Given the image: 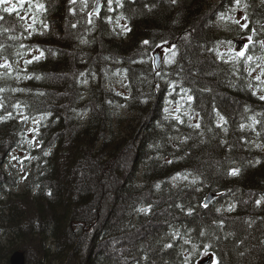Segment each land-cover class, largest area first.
<instances>
[{"label": "trees", "instance_id": "trees-1", "mask_svg": "<svg viewBox=\"0 0 264 264\" xmlns=\"http://www.w3.org/2000/svg\"><path fill=\"white\" fill-rule=\"evenodd\" d=\"M36 2L0 4V264H264V0Z\"/></svg>", "mask_w": 264, "mask_h": 264}, {"label": "rangeland", "instance_id": "rangeland-1", "mask_svg": "<svg viewBox=\"0 0 264 264\" xmlns=\"http://www.w3.org/2000/svg\"><path fill=\"white\" fill-rule=\"evenodd\" d=\"M220 0H217V3L219 2ZM224 19H226V18H224ZM233 21H237V20H240V17H236V16H234L233 18ZM227 25V23L226 22H224V21H222L220 24H218V25H215L216 27H213V29L214 30H216V28H220V27H223V26H226ZM248 35H246V34H244V37H239V38H243V39H245L246 37H247ZM248 38V37H247ZM223 50L224 51H226L227 52V54H226V58L227 59H231V58H234V57H236V53L237 52H240V51H242V50H238L237 49V45L231 40L230 42H228L227 44H226V46L223 48ZM161 53H162V61H161V64H160V67L161 66H163V63L165 62V54H166V52H165V50H161ZM152 61H154V57H152ZM29 130H30V133H32V129L33 128H31V126L28 128ZM16 156H17V154L15 155V154H13V155H11L10 156V165L11 164H13V165H15V161L17 160L16 159ZM15 158V159H14ZM3 161H4V158L2 159V160H0V167H2V164H3ZM6 167H8V166H6ZM16 168L18 169V172L19 173H23V170L21 169V168H19V166H16ZM89 174H91V172H89ZM107 194V196L105 197V199H104V205L103 206H105V207H108V202H107V199H110V198H112L111 196V194L110 193H106ZM115 207H118L117 205H115ZM15 245L13 244L12 245V247H14ZM17 250H20V249H16V251ZM38 250H40L41 251V253L43 252V248H41L39 245L38 246H35V253L36 252H38ZM22 251V250H21ZM14 252V251H13ZM12 252V253H13ZM87 252H89V248L88 249H86V250H84V255H85V253H87ZM12 253H11V255H12ZM47 253H49V252H47ZM40 254V253H39ZM10 255V256H11ZM35 256H36V254H34ZM206 259V258H205ZM9 260H10V257H9ZM213 263H214V261H213ZM212 263V264H213ZM9 264H10V261H9Z\"/></svg>", "mask_w": 264, "mask_h": 264}, {"label": "snow or ice", "instance_id": "snow-or-ice-1", "mask_svg": "<svg viewBox=\"0 0 264 264\" xmlns=\"http://www.w3.org/2000/svg\"><path fill=\"white\" fill-rule=\"evenodd\" d=\"M10 2V0H0V4H8ZM237 3H239V0H237ZM29 4L30 6L34 7L37 11H41L44 9V5L37 3L36 0H29ZM21 6V5H17L15 3H13L11 5V7H4L3 11L5 13H13L14 11L17 10V8ZM0 19H2V17H0ZM21 19H24L23 17H21ZM35 23V16H33V24ZM236 23H239V21H236ZM45 27H47V25H45ZM243 27H246V25H243ZM249 40H251V37H249ZM144 43H148L147 41H145ZM262 44H264V42H261ZM40 56H43V52L40 53ZM237 57H243L245 58L246 61H252V57L251 56H247L245 57V53L243 51L237 52L236 53ZM33 59H39V57H34ZM27 63H31V61H27ZM2 67H10V65H0ZM257 67H259V65H257ZM255 69H252V71H254ZM249 75H251V71H249ZM264 76V68L261 69L260 75H258L256 77V80H261V77ZM261 99H264V96L261 97ZM196 127H199V125H196ZM47 155V153H45ZM15 159V158H14ZM233 174H236V170H233ZM231 210V209H229Z\"/></svg>", "mask_w": 264, "mask_h": 264}, {"label": "water", "instance_id": "water-1", "mask_svg": "<svg viewBox=\"0 0 264 264\" xmlns=\"http://www.w3.org/2000/svg\"><path fill=\"white\" fill-rule=\"evenodd\" d=\"M101 7V0H98L97 6L95 8V12H98ZM155 64L157 68H160L161 64V54L157 51L155 54ZM219 195L217 193L209 192L205 199V204H209L213 199L217 198ZM26 254L24 251L17 250L12 253L10 256V264H26ZM213 261L212 257H208L202 261V264H211Z\"/></svg>", "mask_w": 264, "mask_h": 264}, {"label": "bare ground", "instance_id": "bare-ground-1", "mask_svg": "<svg viewBox=\"0 0 264 264\" xmlns=\"http://www.w3.org/2000/svg\"><path fill=\"white\" fill-rule=\"evenodd\" d=\"M26 259H27V256H26ZM26 264H27V260H26Z\"/></svg>", "mask_w": 264, "mask_h": 264}]
</instances>
